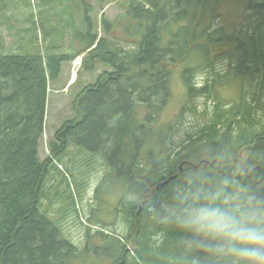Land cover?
Listing matches in <instances>:
<instances>
[{
    "label": "trees",
    "instance_id": "trees-1",
    "mask_svg": "<svg viewBox=\"0 0 264 264\" xmlns=\"http://www.w3.org/2000/svg\"><path fill=\"white\" fill-rule=\"evenodd\" d=\"M9 1L0 0V264H68L69 257L76 255L77 248L43 203L48 196L46 177L56 164L70 162L72 167L74 163L67 157L70 146L106 168L95 194L101 185L114 183L123 197H131L116 208L129 231L110 235L106 254L112 264H228L202 248L188 247L186 241L192 238L175 225L161 223L159 216L173 185L186 173L204 169L214 177L230 171L241 159L250 169L243 179L264 195V101L259 93L264 91V0H244L242 9L253 13L228 33L222 27L208 30L210 22L201 24L206 12L210 21L217 17L215 11L224 0H128L116 22L121 35L111 31L113 22L105 18L100 20L103 35L92 31L88 15L86 31L83 22L80 28L70 24L71 38L81 40V48L71 54L60 51L63 29L60 42L52 40L40 47L32 36L34 51H7L1 27L11 26ZM33 25L24 29L28 35L36 31ZM223 46L228 47L229 69L222 76L215 74L224 81L241 78L238 101L222 103L216 96L212 119L196 136L187 134L180 145L167 141V128L156 121L171 97L173 68L197 60L182 72L189 97L196 89L190 72L213 67ZM83 52H87L84 58L90 56L109 69L78 93L74 117L54 132L47 144L49 154L40 160L48 85L57 78L63 61ZM244 82L248 87L256 83L251 96ZM215 83L207 77L197 91L209 97L216 92ZM197 152L200 157L192 160ZM171 176L174 179L159 185ZM129 236L137 246L132 254L125 244Z\"/></svg>",
    "mask_w": 264,
    "mask_h": 264
},
{
    "label": "rangeland",
    "instance_id": "rangeland-1",
    "mask_svg": "<svg viewBox=\"0 0 264 264\" xmlns=\"http://www.w3.org/2000/svg\"><path fill=\"white\" fill-rule=\"evenodd\" d=\"M127 2L128 0H52L49 2L44 0H10L6 11L11 17V26L9 28L7 25L1 27L6 50L16 53L34 51L29 42L32 36L38 38L37 43L40 47L49 44L52 40L60 42V30L63 29L65 39L61 44L60 51L71 54L81 48V40L75 35L71 38V29L68 26L72 24L80 28L81 22H83L85 23L83 28L86 31L89 25L85 19L86 15L90 17V23L93 24L92 31H96L98 35L104 34L100 25L102 18L113 22L111 31L116 35H121V28L115 27L117 19L125 13ZM244 4V0H224L215 11L217 17H213L210 21L206 12L201 24L207 25L210 22V26H208L210 31L219 27H222L225 33L236 30L246 22L245 18L253 13V10L249 8L243 10ZM256 16L253 15V18ZM31 20L35 22V26ZM32 25L36 31L28 35L29 32L24 29L30 28ZM42 37L43 39H41ZM227 48V46H223V50L218 51L220 54L213 60V67H205V65L190 72V81L196 89L189 97L182 72L186 67L198 64L197 60L191 59L189 63L185 61L173 68L170 75L171 97L156 121L157 125L163 124L164 128H167V141L180 145L181 140L187 134L196 136L197 130L212 119L217 102L216 96L222 103L226 100L238 101L242 91H240L241 78L234 76L224 81L223 77L220 79L215 74L218 72L222 76L229 69L230 61L225 55ZM51 51L53 52L54 49ZM55 52L57 53L56 49ZM213 52L212 50V54ZM86 54L87 52L79 54L82 57V62L75 69L72 66L74 57L71 60L63 61L57 78L48 85L44 129L38 146L40 160L49 154L47 144L49 140L53 139L54 132L65 120L74 117L73 102L78 93L87 84L93 83L100 73L109 69L108 66L90 56L84 58ZM73 72L74 76L71 80ZM207 77L211 81H216L213 86L216 92L211 93L209 97L197 91ZM243 84L245 90L250 88L249 95L251 96L256 83L252 82L250 87L246 86L245 82ZM259 93L264 101V91L260 90ZM227 106L222 107L227 108ZM239 153L243 156L244 152ZM86 156L87 154L81 149L69 147L67 157L74 158V163L72 167L70 162L66 165L55 163V168L59 171L54 168L46 177L45 191L48 196L43 198V203L46 205L49 216L57 220L63 235L77 248L76 255L69 257L68 264H112L106 254L112 244L110 235L123 236L129 231V225L116 208L117 206L122 208L125 205V200L128 201L131 197L130 195L123 197V191L114 183L101 185L95 194V188L106 168L104 169L99 160L96 161L92 158L90 160ZM199 157L200 154L197 152L191 159L197 160ZM170 179L167 180L170 181ZM101 232L108 238L102 237ZM125 244L130 254L137 248L133 237L129 236ZM97 246H101V249L95 251L94 248Z\"/></svg>",
    "mask_w": 264,
    "mask_h": 264
},
{
    "label": "clouds",
    "instance_id": "clouds-1",
    "mask_svg": "<svg viewBox=\"0 0 264 264\" xmlns=\"http://www.w3.org/2000/svg\"><path fill=\"white\" fill-rule=\"evenodd\" d=\"M249 172L243 159L214 177L204 169L189 171L173 185L160 222L187 233L188 247L228 264H264V195L243 179Z\"/></svg>",
    "mask_w": 264,
    "mask_h": 264
},
{
    "label": "built area",
    "instance_id": "built-area-1",
    "mask_svg": "<svg viewBox=\"0 0 264 264\" xmlns=\"http://www.w3.org/2000/svg\"><path fill=\"white\" fill-rule=\"evenodd\" d=\"M81 63V56H77L72 60L73 68H77Z\"/></svg>",
    "mask_w": 264,
    "mask_h": 264
},
{
    "label": "flooded vegetation",
    "instance_id": "flooded-vegetation-1",
    "mask_svg": "<svg viewBox=\"0 0 264 264\" xmlns=\"http://www.w3.org/2000/svg\"><path fill=\"white\" fill-rule=\"evenodd\" d=\"M180 168H181V165H180ZM172 179L173 177L171 176V177H169V179ZM169 181V180H164V181H162L159 185H161V186H163L164 184H166L167 182ZM141 203H142V201H141ZM140 202H139V204L137 205V209H140L141 208V206H140V204H141ZM136 214H138V211H136Z\"/></svg>",
    "mask_w": 264,
    "mask_h": 264
},
{
    "label": "crops",
    "instance_id": "crops-1",
    "mask_svg": "<svg viewBox=\"0 0 264 264\" xmlns=\"http://www.w3.org/2000/svg\"><path fill=\"white\" fill-rule=\"evenodd\" d=\"M72 79H73V76H71V80H72ZM71 80H70V81H71ZM70 81H69V82H70Z\"/></svg>",
    "mask_w": 264,
    "mask_h": 264
},
{
    "label": "bare ground",
    "instance_id": "bare-ground-1",
    "mask_svg": "<svg viewBox=\"0 0 264 264\" xmlns=\"http://www.w3.org/2000/svg\"><path fill=\"white\" fill-rule=\"evenodd\" d=\"M166 7V6H165ZM180 12V11H179ZM5 54V53H4ZM52 162V161H51Z\"/></svg>",
    "mask_w": 264,
    "mask_h": 264
}]
</instances>
